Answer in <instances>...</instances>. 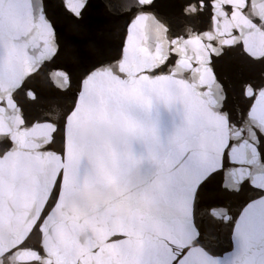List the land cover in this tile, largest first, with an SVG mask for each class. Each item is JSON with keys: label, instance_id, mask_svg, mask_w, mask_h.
I'll use <instances>...</instances> for the list:
<instances>
[{"label": "snow or ice", "instance_id": "6c2138e0", "mask_svg": "<svg viewBox=\"0 0 264 264\" xmlns=\"http://www.w3.org/2000/svg\"><path fill=\"white\" fill-rule=\"evenodd\" d=\"M86 6L0 0V264H264V0H180L173 16L126 0L114 53L97 47L75 86L49 73L34 118L55 10ZM231 51L261 69L243 109L214 70ZM217 180L238 211L202 206Z\"/></svg>", "mask_w": 264, "mask_h": 264}, {"label": "water", "instance_id": "95a60500", "mask_svg": "<svg viewBox=\"0 0 264 264\" xmlns=\"http://www.w3.org/2000/svg\"><path fill=\"white\" fill-rule=\"evenodd\" d=\"M180 0H154L158 5L157 10L164 15L173 16L178 12ZM106 3L112 5L109 11L105 7ZM126 0H88L81 14L80 19H76L70 12L56 11L57 40L60 44V52L57 53L50 62H46L40 74L33 81L32 87L38 94V101L34 106L28 107V114L34 118L41 115L42 111L49 106L52 94L55 91L51 87L49 73L64 71L71 75L73 86L78 79L84 64L97 54V47L107 49L110 54L120 45V37L123 33L127 17L131 13H121V7ZM199 27H204L203 24ZM216 73L224 79L230 86L229 107L238 105L243 109L246 105L240 96L239 85L244 80L259 82L261 69L251 66L238 55L231 51L219 58L214 69ZM51 79L58 80L52 76ZM243 197H230L219 187V181H214L202 195V206L210 204L227 205L232 212L239 210ZM217 239L214 243L216 250L225 252L230 249V231L227 227L221 228L216 233Z\"/></svg>", "mask_w": 264, "mask_h": 264}]
</instances>
